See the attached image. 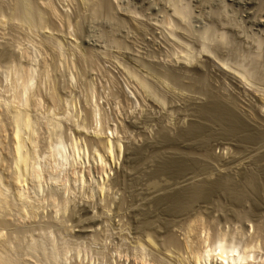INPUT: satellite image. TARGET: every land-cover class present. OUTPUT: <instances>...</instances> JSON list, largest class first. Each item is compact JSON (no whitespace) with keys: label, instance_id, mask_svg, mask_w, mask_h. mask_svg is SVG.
<instances>
[{"label":"rangeland","instance_id":"rangeland-1","mask_svg":"<svg viewBox=\"0 0 264 264\" xmlns=\"http://www.w3.org/2000/svg\"><path fill=\"white\" fill-rule=\"evenodd\" d=\"M0 9L5 10L0 13L4 18L0 19V94L7 96L11 78L6 77L20 60L24 62L18 66L37 69L33 94L38 103L35 113L41 117L39 150L49 142L43 116L57 105L52 112L62 122L67 143L78 140L87 152L103 153L100 143L110 138L121 148L118 160L104 165L105 178L96 165L87 164L79 169L88 173L87 183L79 187L72 181L69 187L63 182L67 189L58 186L64 194L55 189L59 195L54 199L56 192L50 197L47 188L36 213L22 218L13 206L16 214L12 210L8 212L12 216L0 218L6 221H0L4 224L0 247L4 246L5 257L11 256L6 257L9 262L13 257L14 264H192L189 247L199 251L206 238L227 235L236 243L256 245L251 262L264 263V138L241 143L216 134L221 124L197 111L216 96L235 103L244 118L264 131V0H0ZM14 13L23 15V25L20 15L13 22ZM6 64H11L9 71ZM7 116H0V155L9 164ZM195 122L206 131L182 142L180 131ZM164 133L178 140L168 142L167 137L161 143ZM176 152L199 163L211 162L180 174L157 172L161 157L174 159ZM1 158L0 166L5 163ZM7 171L3 174L11 185ZM220 171L235 194L222 189L183 212L153 198L156 192L167 195L206 179L216 181ZM254 175L257 183L251 180Z\"/></svg>","mask_w":264,"mask_h":264},{"label":"bare ground","instance_id":"bare-ground-1","mask_svg":"<svg viewBox=\"0 0 264 264\" xmlns=\"http://www.w3.org/2000/svg\"><path fill=\"white\" fill-rule=\"evenodd\" d=\"M17 4V3H16ZM19 5L21 6V4L19 3ZM52 6V5H51ZM18 7V6H17ZM22 7V6H21ZM5 8V7H4ZM49 8V7H48ZM51 9V8H50ZM54 9V7H53ZM1 10V9H0ZM16 10V9H15ZM52 10V9H51ZM20 11V9H19ZM53 11V10H52ZM55 11V10H54ZM5 12V10H4ZM3 12V13H4ZM30 13V11H28ZM56 12V11H55ZM1 13V12H0ZM1 13V14H3ZM19 13V12H18ZM17 15H20L18 14ZM27 13V12H26ZM181 13V12H180ZM10 14V13H9ZM25 14V12H24ZM33 14V13H32ZM4 15V14H3ZM16 15V16H17ZM16 16H15V13L13 15V22H14V19H15V22L17 21L16 20ZM23 16V15H22ZM22 16L20 15V20H19V17H18V20H19V23H21L23 20H21ZM30 16V15H29ZM53 16H54V13H53ZM28 17V16H26ZM33 17V15H32ZM31 17V18H32ZM3 18L0 16V19ZM7 18V17H6ZM9 18V17H8ZM7 18V20H8ZM4 19V18H3ZM23 19V18H22ZM26 19V18H24ZM28 20V18L26 19ZM24 20V21H26ZM30 20V19H29ZM33 20V19H32ZM1 21V20H0ZM10 21V20H9ZM34 21V20H33ZM4 23V21H2ZM40 22V21H39ZM1 23V22H0ZM2 23V24H3ZM9 23V22H8ZM11 23V22H10ZM27 23V22H25ZM33 23V22H32ZM24 23L22 22V25ZM6 25V24H4ZM16 25V24H15ZM18 25V24H17ZM16 25V26H17ZM21 25V26H22ZM26 25V24H25ZM30 25V24H29ZM3 26V25H1ZM12 26V25H11ZM35 26H36V23H35ZM13 27V26H12ZM27 27V26H26ZM25 27V28H26ZM33 27V26H32ZM4 28V27H2ZM20 28V27H18ZM28 29V28H27ZM32 29V28H30ZM41 29V28H40ZM29 30V29H28ZM33 30V29H32ZM39 30H37L38 32ZM24 32V30H23ZM30 32V31H28ZM34 32V31H33ZM40 33V32H39ZM23 34V33H22ZM21 34V35H22ZM33 33H31L32 35ZM38 34V33H37ZM26 35V34H25ZM29 35V36H31ZM35 35V34H34ZM28 37V36H27ZM40 37V36H39ZM26 38V37H25ZM24 38V39H25ZM30 38V37H29ZM43 37H41V40H42ZM23 38H21L22 40ZM32 39V38H31ZM26 40V39H25ZM19 41V40H18ZM26 42H29V41H26ZM31 42V41H30ZM34 42V41H33ZM43 42V40H42ZM45 43V42H44ZM19 44V42H18ZM29 44V43H28ZM49 44V43H48ZM21 45V44H20ZM56 45V44H55ZM60 45V44H59ZM33 47V44L31 45ZM30 46V48H31ZM48 46V45H47ZM52 46V45H50ZM58 47V46H57ZM56 48V47H55ZM14 49V48H13ZM12 50V49H11ZM58 50V49H57ZM64 51V50H63ZM3 52V51H2ZM35 52V51H33ZM8 53V52H7ZM32 53V52H31ZM30 53V54H31ZM62 53V52H60ZM2 54V53H1ZM5 54V53H4ZM3 54V55H4ZM17 55V53H14V55ZM35 54V53H33ZM32 54V55H33ZM59 54V53H58ZM10 55V54H9ZM15 55V56H16ZM19 55V54H18ZM12 56V55H11ZM30 56V55H29ZM28 56V57H29ZM34 56V55H33ZM22 57V56H21ZM2 58V57H1ZM15 59V58H14ZM16 59H18L16 57ZM23 59V58H22ZM36 59V58H35ZM34 60V59H33ZM27 61V60H26ZM14 62V61H13ZM24 62V61H22ZM21 60H20V63L18 62V64H21L22 63ZM35 62V61H34ZM16 61L13 63L15 64ZM28 63V62H27ZM33 63V62H32ZM36 63V62H35ZM8 64V63H7ZM6 64V65H7ZM18 64L16 63L15 66L11 69V64L10 65H7L8 67L10 66V68H6L5 66V69H11L9 72L10 75L9 77H6L7 78H11L10 82H11V85L9 84V90H8V94L7 96L5 94H0V109L3 110V111H0V116L3 115H6L4 114L7 113V121L9 120L8 118H10V122H7L6 124H9L11 127V132H10V129H9V132L11 134L10 138H11V146L9 144V148L10 149V153L8 154L10 156V161L8 162L9 164H7V161L6 159L3 160L1 158L2 154L0 155V158H1V161H5L4 164H1L0 166V218L2 217V219L4 218L5 219V214H7L8 212H11L13 209L12 207L14 206V208L17 209V214L19 213V217H22V218H25L23 215L27 214L28 216L26 217H29V212H32V213H36L37 212V209L41 204V202L39 203V200L40 199V196L41 194H44L45 190L48 188L47 191L51 190V194L49 193V196L53 195L52 192L56 191L59 193V191L63 190V188L61 189V187H64L62 186L61 184L63 182H69L68 185L70 187V182H74V184L78 183V186L84 183H87L86 182V178L85 175H87L88 173H86L84 175L83 172H79V169L82 170V168H84L87 164L89 165H96L98 167V169L96 170L98 172L99 171V176H102L103 172L105 169L104 165L107 163H111L112 161L114 162L115 160H118V156L121 154L119 151L121 150V148L119 147L118 143L116 141H112L110 138H107L104 142L100 143L102 144L101 145V148L102 150L104 151L103 153L98 151V149H96L93 153H89L87 152L86 150H84L83 148H81V146H79L78 144V140L73 141L71 140V142L67 143L66 141L67 140H64L62 134H61V130L64 129L62 128L63 126L61 125V121L59 120V118L57 119L56 115L57 113H53L52 110L48 111L47 113H45V115L43 116V121H45L44 123V127L46 128V132L49 133V135H47V139H49V142L47 141V144H48V147L42 151L39 150V146H38V130H39V120L41 117L39 116V113H35L36 109L38 108V103L36 102V97L35 95L33 94V90H34V86H35V80H36V70H34L35 68H33V65L32 67H29L31 66L30 64L27 66L28 69H25V68H22V66H18ZM3 65V64H1ZM0 65V66H1ZM18 66V67H16ZM35 66V65H34ZM25 67V66H24ZM4 68V66H3ZM1 69H2V66H1ZM45 70V69H44ZM3 71V69H2ZM5 71V70H4ZM43 71V70H42ZM46 71V70H45ZM44 73V72H43ZM42 73V74H43ZM8 74V73H6ZM5 74V75H6ZM39 74V73H38ZM47 74V73H46ZM1 76V75H0ZM8 76V75H7ZM39 77V76H38ZM48 77V76H47ZM3 78V77H2ZM49 79V78H48ZM8 80V79H7ZM3 81V80H2ZM48 82V81H47ZM3 83V82H2ZM9 83V82H8ZM7 83V84H8ZM8 86V85H7ZM6 88V87H5ZM49 88V87H48ZM47 88V89H48ZM53 89V88H52ZM54 90V89H53ZM50 91V90H49ZM7 92V90L5 91ZM51 92V91H50ZM54 92V91H53ZM56 94V92H55ZM2 95H5V96H2ZM51 95V94H50ZM219 96V95H218ZM35 98V99H34ZM38 98V97H37ZM46 98V97H45ZM48 98V97H47ZM51 102L55 103L56 104V97L52 94L51 96ZM39 100V99H37ZM46 100V99H45ZM48 100V99H47ZM228 100V99H227ZM209 102L206 104V105H203L201 106L200 108H198L199 110L198 113H199V116L200 117H205L207 118V120H210V122L212 121H217L218 124L220 123L221 124V128L219 129V133L217 132L216 134H220L222 136H226V137H230L231 139L233 138V140H237V142H250V141H257L259 139V141H263L262 138H264V131L261 130L258 125H256L253 120H248L246 118H244L242 115H241V111L240 109L238 110L235 103L233 104L232 102H226L225 100L223 99H220L216 96H212L210 100H208ZM231 101V100H229ZM40 102V101H39ZM70 102V101H69ZM61 103V102H60ZM59 103V104H60ZM64 103V102H63ZM48 104V102H47ZM52 104V103H51ZM54 104V105H55ZM53 105V104H52ZM51 106V105H50ZM58 106V105H57ZM55 106V107H57ZM55 107H52L54 108V112H55ZM61 107V106H60ZM66 107V106H65ZM63 109V108H62ZM66 109H69V108H66ZM96 109V108H95ZM47 110V109H46ZM65 110V109H64ZM41 111V110H40ZM57 111V110H56ZM59 111V110H58ZM57 111V112H58ZM72 111V110H71ZM96 111V110H95ZM3 112V113H2ZM66 112L68 113L69 111L66 110ZM43 113V112H42ZM64 113V112H63ZM66 113V114H67ZM72 113V112H71ZM60 114V113H59ZM73 114V113H72ZM38 115V116H37ZM41 115V114H40ZM69 115V113H68ZM5 116V117H6ZM58 116V115H57ZM66 116V115H65ZM198 116V117H199ZM4 117V118H5ZM38 117V118H37ZM40 117V118H39ZM72 117V116H71ZM74 117V116H73ZM251 117V116H250ZM1 118V117H0ZM66 119H68L67 122H70L69 121V118L68 116L65 117ZM249 118V117H248ZM73 119V118H72ZM75 119V118H74ZM2 120V119H1ZM41 120V119H40ZM198 120V119H197ZM255 120V119H254ZM3 121V120H2ZM204 121V119H203ZM5 122V121H4ZM202 122V120L200 121ZM198 122V123H200ZM260 122V121H259ZM11 123V124H10ZM197 122L195 123H192V126H190L189 129H186V130H182L180 131L181 133L179 134V139H182V142H183V139H187L188 137V140L192 137V136H198L199 134L203 133L204 131H206V128L203 126V124H198ZM4 124V123H3ZM2 124V125H3ZM76 124V123H75ZM204 124H207L206 122ZM219 124V125H220ZM210 125V124H209ZM216 125V124H215ZM79 126V125H78ZM206 126V125H205ZM212 126V125H210ZM208 126V127H210ZM262 126V125H261ZM8 127V126H6ZM43 127V128H44ZM217 127V126H216ZM79 128V127H78ZM211 128V127H210ZM218 129V128H216ZM3 130V129H2ZM212 130V129H211ZM215 130V128H214ZM64 131V130H63ZM208 131V129H207ZM210 131V130H209ZM208 131V132H209ZM211 132V131H210ZM209 132V133H210ZM40 133V132H39ZM64 133V132H62ZM213 133V132H212ZM65 134V133H64ZM169 134V133H168ZM167 133L165 135L164 134H161L162 136L161 137V143L162 141L164 140H167V137L169 136ZM214 136H215V133H213ZM202 135V134H201ZM200 135V136H201ZM206 135H209L208 133ZM1 136V135H0ZM210 136V135H209ZM219 137V135H217ZM6 137V136H5ZM157 137V136H156ZM159 137V136H158ZM171 137V136H170ZM170 137H168V140L171 139ZM190 137V138H189ZM217 137V138H218ZM221 137V136H220ZM193 138V137H192ZM201 138V137H200ZM204 138V137H203ZM207 138V137H206ZM213 138V137H212ZM222 138V137H221ZM2 139V138H1ZM4 139V138H3ZM46 139V138H45ZM81 139V138H80ZM102 139V138H101ZM99 139V140H101ZM160 139V138H159ZM208 139V138H207ZM167 140V141H168ZM175 140H178V136L177 138H175L173 141ZM187 140V141H188ZM198 139H196L197 141ZM201 140V139H200ZM204 140V139H203ZM211 140V139H210ZM234 140V141H235ZM6 141V140H5ZM4 141V142H5ZM158 141V139L156 140ZM172 141V139H171ZM172 141V142H173ZM186 141V142H187ZM3 142V143H4ZM38 142V143H37ZM154 142V141H153ZM159 142V141H158ZM156 142V143H158ZM170 142V140L168 141ZM177 142V141H176ZM190 142V141H189ZM199 142V141H198ZM206 142V141H205ZM209 142V141H208ZM207 142V143H208ZM152 143V142H151ZM203 143V141L201 140L200 144ZM251 143V142H250ZM97 144V143H96ZM147 144V143H146ZM155 144V143H154ZM172 144V143H171ZM175 144V143H174ZM7 145V144H6ZM92 145V144H90ZM121 145V144H120ZM157 145H160V144H157ZM202 145V144H201ZM200 145V146H201ZM209 145V144H208ZM207 145V146H208ZM3 146V145H2ZM161 146V145H160ZM83 147V146H82ZM152 147V146H151ZM157 147V146H155ZM8 148V147H7ZM7 152H9V149H7ZM90 148V147H89ZM96 148V147H95ZM100 148V150H101ZM153 148V147H152ZM210 148V147H209ZM1 149V148H0ZM91 149V148H90ZM93 149V147H92ZM2 150V149H1ZM207 150V149H206ZM205 152V151H204ZM1 153V152H0ZM159 153V152H158ZM162 153V152H160ZM177 153V152H176ZM182 153V152H181ZM4 154V153H3ZM163 154V153H162ZM178 154V153H177ZM189 154V153H188ZM207 155V153H205ZM211 154V153H209ZM6 155V154H5ZM4 155V156H5ZM156 155V154H155ZM159 155V154H158ZM179 155V154H178ZM174 156L173 158L174 159H168V160H164V156L161 157L162 158V161L160 162V165H159V170L160 172H164V171H170V172H173L174 174H180L183 170L185 171V169L187 168H192V167H195V166H201V162L202 163H207V162H203V160H200L201 162H197V160H191V157L190 159L185 156H183L182 154L179 155V156ZM161 156V154H160ZM194 156V155H192ZM212 156V155H211ZM195 157V156H194ZM159 158V156H158ZM197 158V157H196ZM203 158V157H202ZM204 158H208V157H204ZM203 158V159H204ZM214 158V157H213ZM120 159V158H119ZM167 159V158H166ZM195 159V158H194ZM201 159V158H200ZM210 159V158H209ZM216 161H218L217 158H215ZM8 160V159H7ZM161 160V159H160ZM215 161V160H214ZM211 162V161H210ZM208 162L207 165L210 163ZM0 163H3V162H0ZM159 163V162H158ZM6 164V167L3 169V173H5V170L7 172H9L10 174L9 175H6V176H9L7 177V179L11 180V185L8 184V182H6L5 180V174L2 173V168L1 167H4ZM113 164V163H112ZM213 164V163H212ZM111 165V164H110ZM204 165V164H203ZM106 166V165H105ZM206 166V165H205ZM209 166V165H208ZM211 166V165H210ZM96 167V168H97ZM200 169H203L204 167H202ZM92 168V166H91ZM90 168V170H91ZM94 168V167H93ZM92 168V171H94ZM197 168V167H196ZM85 169V168H84ZM87 169V168H86ZM195 169V168H194ZM89 170V168H88ZM89 170V171H90ZM107 170V168H106ZM223 170V169H222ZM102 172V173H101ZM221 173H223V171H220ZM230 172V171H229ZM245 172V171H244ZM93 173H96V172H93ZM166 173V172H165ZM220 173V176L221 178L220 179H217L216 181L215 180H207L204 181L202 180L201 182L203 183H199V184H196L194 186H191V187H185L182 189L180 188H177L175 191H173L171 194H167L165 195L164 192L163 193H160V192H156V194L154 195L153 198H155V200H157L162 206L164 205H167L168 209H171L173 211L175 210H185L188 208V206L190 205L191 206H194L193 203L194 202H197L199 200L200 202V199H204V198H209L211 195H213L214 193L222 190V189H225L227 190V192L229 191V193L231 194H235L236 191L234 188H231V184L228 185L230 182L228 180V177L225 178L223 175L225 174V172L223 174ZM92 174V173H91ZM105 174V173H104ZM172 174V173H171ZM227 174V173H226ZM252 174V173H251ZM4 175V176H3ZM107 176V174H106ZM109 176V175H108ZM226 176V175H225ZM228 176V175H227ZM103 178H105L104 176H102ZM251 177V180L255 183H257L256 181V178H255V175L254 176H250ZM91 178V177H89ZM96 178V177H95ZM98 178V177H97ZM94 179V178H93ZM88 181V180H87ZM97 182H100V180H96ZM95 181V182H96ZM227 181H228V184H227ZM260 181V180H258ZM200 182V181H198ZM197 182V183H198ZM72 184V183H71ZM73 184V185H74ZM97 184V183H96ZM188 184V183H187ZM186 184V185H187ZM60 190L57 189L58 186H60ZM64 185V184H63ZM185 185V184H184ZM190 185V184H189ZM192 185V184H191ZM76 186V185H75ZM83 186V185H82ZM81 186V187H82ZM99 186V185H98ZM183 186V185H182ZM68 187V189H69ZM80 187V186H79ZM100 187H102L100 185ZM181 187V186H180ZM66 188V186L64 187ZM77 188V187H76ZM97 188V187H96ZM176 188V187H175ZM67 189V188H66ZM65 189V190H66ZM72 189V188H71ZM80 189V188H79ZM102 189V188H101ZM53 190V191H52ZM75 190V189H74ZM173 190V189H172ZM55 191V192H56ZM70 191V189H69ZM100 191V189H99ZM223 191V190H222ZM50 192V191H49ZM54 192V193H55ZM56 192V195L54 194L53 196V199L54 197L56 198L57 194ZM63 193V191H61ZM68 192V191H67ZM72 191H70L71 193ZM48 193V192H47ZM46 193V194H47ZM64 194V193H63ZM43 196V195H42ZM50 196V197H51ZM47 197V195L45 196ZM59 197V196H58ZM63 197V196H62ZM213 197V196H211ZM44 198V197H43ZM60 198V197H59ZM68 198V197H67ZM66 198V199H67ZM61 199V198H60ZM65 199V200H66ZM206 199V201H207ZM49 200V199H48ZM56 200V199H55ZM59 200V199H58ZM154 200V201H155ZM209 200V199H208ZM43 201V199L41 200ZM50 201H51V198H50ZM49 201V202H50ZM63 202V200H61ZM46 202V201H45ZM44 202V203H45ZM55 202V201H54ZM60 202V201H58ZM66 201H64L63 204L66 205L65 203ZM70 202V201H68ZM150 202V201H149ZM43 203V202H42ZM156 202H154L155 204ZM39 204V205H38ZM62 204V205H63ZM192 204V205H191ZM196 205L198 204L195 203ZM38 205V206H37ZM45 205V204H43ZM59 205V204H58ZM157 205V204H156ZM41 207V206H40ZM46 207V205L44 206ZM49 207V206H48ZM56 207V206H55ZM61 207V205H60ZM166 207V209H167ZM64 208V207H63ZM62 208V209H63ZM68 208V207H67ZM161 208V207H160ZM192 208V207H191ZM16 209L15 210V214H16ZM42 209V208H40ZM13 210V211H14ZM46 210V208H45ZM59 210V208H58ZM61 210V208H60ZM67 210V209H66ZM149 210V209H148ZM170 210V211H171ZM12 211V212H13ZM64 210H62L63 212ZM190 211V210H189ZM56 212H57V209H56ZM60 212V211H59ZM154 212V211H153ZM183 212V211H182ZM144 213L147 214V211H145ZM178 213V212H177ZM9 215L7 216H12V214L8 213ZM31 214V213H30ZM183 214V213H182ZM5 215V216H4ZM34 214H32V217H33ZM153 215V214H152ZM4 216V217H3ZM14 217V216H13ZM18 218V217H17ZM7 220V219H6ZM19 220V219H18ZM21 220V219H20ZM200 220V219H199ZM198 220V221H199ZM1 222H6L5 220H1ZM24 221V219H23ZM194 221V220H193ZM0 222V226L3 224ZM9 222V221H7ZM148 223H151V222H148ZM193 223V222H192ZM195 223V221H194ZM5 224V223H4ZM3 224V225H4ZM199 225V224H198ZM203 225V224H202ZM8 226V225H7ZM194 226V225H193ZM2 227V226H1ZM148 227V226H146ZM200 227V226H198ZM190 228V227H189ZM196 228V227H195ZM202 229V228H201ZM260 229V228H259ZM262 229V228H261ZM260 229V230H261ZM1 230V229H0ZM198 231V230H197ZM259 231V230H258ZM263 231V230H262ZM207 232V231H206ZM192 233V232H191ZM190 233V234H191ZM216 233V232H215ZM220 233V232H219ZM224 233V232H223ZM259 233V232H258ZM2 234V233H1ZM1 234H0V239H3L4 240V237H1ZM188 234V233H187ZM189 234V235H190ZM196 234V233H195ZM206 234V233H205ZM3 235V234H2ZM7 236V234H6ZM187 236V235H186ZM205 236H208V235H205ZM210 236V235H209ZM227 236V235H226ZM225 235H222V236H218L217 238L213 239L212 241L210 240V238H206L203 243H202V247L199 251H195L194 248L192 250L191 247H189L188 250L189 253H190V259H191V263L192 264H252V260H254L255 256L254 255V250L256 249V245L254 244H251L250 242L249 243H246L245 241V245H243L240 241V243H236V240H231L229 238H227ZM260 236V235H259ZM263 236V235H262ZM261 236V237H262ZM189 237V236H188ZM197 237V236H196ZM214 237H215V234H214ZM256 237V236H255ZM7 238V237H5ZM10 238V236H9ZM33 238V237H32ZM186 238V237H185ZM200 238V236H199ZM253 238V236H252ZM29 239V238H28ZM47 239V238H45ZM51 239V238H50ZM236 239V238H235ZM259 239V238H257ZM262 239V238H261ZM7 240V239H6ZM12 240V238H11ZM15 240V239H14ZM18 240V238H17ZM30 240V239H29ZM38 240V239H37ZM247 240V239H246ZM51 241V240H50ZM53 241V239H52ZM191 241V240H190ZM250 241V240H249ZM2 242V241H0ZM10 242V241H9ZM36 242V241H35ZM33 242V243H35ZM188 242V241H187ZM3 243V242H2ZM6 244V241L4 242ZM42 243V242H41ZM52 243V242H50ZM192 243V242H191ZM244 243V242H243ZM36 244V243H35ZM1 245V243H0ZM12 245V244H11ZM19 245V244H18ZM31 245V244H29ZM34 245V244H33ZM38 245V244H37ZM49 245V243L47 244ZM46 245V246H47ZM56 245H58L56 243ZM188 245V244H187ZM200 245V244H198ZM28 246V245H27ZM45 246V245H44ZM53 246V244H52ZM52 246L51 249H52ZM191 246V245H190ZM2 247H4L2 245ZM0 247V264H14V263H11L13 262V257L11 258L12 261H8L6 259V254H2V250H4V248ZM7 247V246H6ZM12 247H15V246H12ZM17 247V246H16ZM19 247V246H18ZM30 247V246H29ZM36 247V246H35ZM40 247H43L42 245ZM63 247V246H61ZM61 247H58V248H61ZM66 247V245H65ZM68 247V246H67ZM198 247V246H197ZM2 248V249H1ZM9 248H10V244H9ZM25 248V247H24ZM30 248H34V246L30 247ZM48 248V247H47ZM55 248V247H53ZM69 248V247H68ZM191 248V249H190ZM7 250V248H5ZM27 249V248H26ZM36 249H41L39 248L38 246L36 247ZM67 249V248H66ZM77 249V248H76ZM198 249V248H197ZM18 250V249H17ZM29 250V249H28ZM31 250V249H30ZM29 250V251H30ZM33 250V249H32ZM31 250V251H32ZM57 253L53 252L54 254V257H51V254H50V257L49 258H53L57 260V258L59 257L58 255V251L59 249H57ZM72 250V249H70ZM79 250V249H78ZM81 250V249H80ZM257 250V249H256ZM260 250V249H259ZM11 251V250H10ZM16 252V250H14ZM50 251V250H48ZM52 251V250H51ZM50 251V252H51ZM53 251H55L53 249ZM65 251V249H64ZM67 251V250H66ZM63 252V253H69V249H68V252ZM73 251V250H72ZM7 252V251H5ZM4 252V253H5ZM36 252V251H35ZM74 252V251H73ZM259 252V251H258ZM29 253V252H28ZM38 253V252H36ZM44 253H47V252H44ZM61 252V255L63 254ZM15 254V253H14ZM27 254V253H26ZM33 254H34V251H33ZM60 254V253H59ZM80 254H83V253H80ZM30 255V254H29ZM42 255V254H41ZM52 255V256H53ZM24 256V255H23ZM64 256V258H66L65 256L66 255H62ZM78 256V255H77ZM11 257V256H9ZM8 257V259H9ZM28 257V256H27ZM76 257V256H75ZM32 258V257H31ZM43 258V257H42ZM47 258V257H46ZM45 258V259H46ZM33 259V258H32ZM61 259V257H60ZM59 259V260H60ZM68 259V258H67ZM84 259V258H82ZM52 260V259H51ZM257 260V259H256ZM261 260H263L261 258ZM45 261V260H44ZM49 261V260H48ZM55 261V260H54ZM52 261V262H54ZM58 261V260H57ZM62 261H63V258H62ZM15 262V261H14ZM17 262V260H16ZM56 262V261H55ZM67 262V261H66ZM20 263V262H19ZM48 264V263H47ZM50 264V263H49ZM55 264V263H53ZM261 264H264V263H261Z\"/></svg>","mask_w":264,"mask_h":264}]
</instances>
